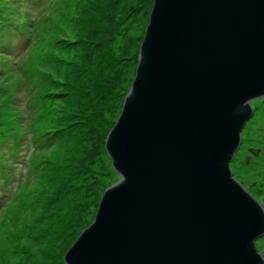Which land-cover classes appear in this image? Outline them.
Returning <instances> with one entry per match:
<instances>
[{
  "label": "water",
  "instance_id": "obj_1",
  "mask_svg": "<svg viewBox=\"0 0 264 264\" xmlns=\"http://www.w3.org/2000/svg\"><path fill=\"white\" fill-rule=\"evenodd\" d=\"M261 98L264 0H153L104 144L120 181L64 264H264V209L230 169Z\"/></svg>",
  "mask_w": 264,
  "mask_h": 264
},
{
  "label": "rangeland",
  "instance_id": "obj_2",
  "mask_svg": "<svg viewBox=\"0 0 264 264\" xmlns=\"http://www.w3.org/2000/svg\"><path fill=\"white\" fill-rule=\"evenodd\" d=\"M152 4L0 0V39L12 36L22 50L0 46V264H64L105 190L120 181L104 144ZM7 20L18 29L4 31ZM19 31L30 49L14 39ZM251 107L230 169L264 209V98ZM255 246L264 259V234Z\"/></svg>",
  "mask_w": 264,
  "mask_h": 264
}]
</instances>
